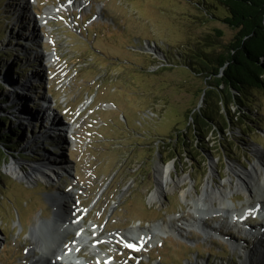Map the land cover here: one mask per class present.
<instances>
[{
  "label": "rangeland",
  "instance_id": "1",
  "mask_svg": "<svg viewBox=\"0 0 264 264\" xmlns=\"http://www.w3.org/2000/svg\"><path fill=\"white\" fill-rule=\"evenodd\" d=\"M194 2L204 4L203 0ZM48 8L54 13L41 23ZM203 12L212 14L209 8ZM213 12L214 18L203 19L192 0H0V97L7 98L8 108L0 116L13 118L2 132L19 129L11 140L17 142L16 148L10 149L0 140L7 157L6 163H0V264H36L40 251L30 252L33 242L29 233L44 222L40 238L50 241L51 230L62 219L55 216H60L57 207L54 214L57 204L66 212L68 224L75 219L84 227L94 226L105 240L106 235L122 238L129 230L142 233L154 224L162 233L168 232L164 238L145 234L142 242L129 243L126 248L116 240L100 243L102 251L95 250L103 254L106 261L102 264L243 261L238 253L243 256L245 250H232L224 241L202 235L199 228L219 238H235L237 244L257 255L258 240L241 243L238 238L243 236L237 232H244L232 225L229 216L245 207L241 198L245 193L233 190L225 198L230 206L228 215L217 205L203 213L201 205L192 204L208 180L214 189L237 184L229 168L249 172L253 165L264 171V90L248 92L243 102L252 108L251 115L229 130H225L222 117L213 116L215 126L201 140L193 134L188 119L189 111L205 103L201 97L204 79L195 71L199 54L207 56L212 49L218 54L221 50L215 43L226 45L235 34L218 18L222 12L216 8ZM207 39L212 44L206 43ZM190 55L195 59L186 66ZM5 72L15 84L35 74L31 78L34 90L20 88L19 96L11 83L7 89ZM37 77L42 78L40 84ZM23 95L48 96L54 103V119L69 128L68 151L67 143L56 148L59 140L65 139H59L57 133L49 135L46 144L42 141L48 124L41 122L39 130L33 122L26 126L20 118L14 119V110L22 105L15 101ZM26 104L27 114L41 109L40 103ZM107 104L112 108L103 109ZM228 111H222L226 118L241 114L236 103L228 105ZM46 152L58 155L69 172L61 169V177H57V169H53L55 181L39 177L36 164L48 166ZM258 161L261 164L257 165ZM12 162L35 177L29 182L11 176L5 168ZM158 163H171L172 180L184 181L166 192L160 202H150ZM257 199L252 195L250 202ZM248 223L258 225L257 220H246ZM73 238L71 231L63 234L62 242L70 243ZM88 249L80 250V256L99 264Z\"/></svg>",
  "mask_w": 264,
  "mask_h": 264
},
{
  "label": "trees",
  "instance_id": "2",
  "mask_svg": "<svg viewBox=\"0 0 264 264\" xmlns=\"http://www.w3.org/2000/svg\"><path fill=\"white\" fill-rule=\"evenodd\" d=\"M194 1L192 0L193 5L200 11L203 19L209 21L214 18L213 10L216 8L223 14L218 17L221 22L235 32L231 42L226 45L215 43L221 50L218 54L214 53V49L207 56L199 54L201 57L195 71L204 79L205 87L201 90V97L205 98V103L204 107H195L189 111L188 119L191 121L193 134L202 140L215 126L213 116L222 117L226 123L225 130H229L241 119L251 115L252 108L243 102L246 101L248 92L264 90V0H203V5ZM206 8L212 14H204ZM206 43L212 44V41L207 39ZM186 58V66H191L195 58L191 55ZM2 88L0 83V89ZM6 102L7 98L0 97L1 113L8 110ZM232 103L239 106L241 114L226 118L222 111L226 109L229 113L228 105ZM12 119L9 114L0 116V140L6 142L3 144L10 149L17 146V142L11 140L16 137L19 129L9 128L7 132L2 130L12 123ZM218 130L222 132L221 128ZM14 152L16 151L13 150Z\"/></svg>",
  "mask_w": 264,
  "mask_h": 264
},
{
  "label": "bare ground",
  "instance_id": "3",
  "mask_svg": "<svg viewBox=\"0 0 264 264\" xmlns=\"http://www.w3.org/2000/svg\"><path fill=\"white\" fill-rule=\"evenodd\" d=\"M30 1L31 0H27L28 3ZM20 10H22V8ZM53 13H54V9H49V8L46 9L45 13H43V15L39 21L41 23L46 21L45 18H50L53 15ZM32 38H33V36H32ZM41 58H43V55L38 56V59H41ZM38 63H39L38 66L41 67L40 66L41 62L38 61ZM4 77L6 78V81L8 83V85L6 84L8 87L7 89H10L9 83H11L12 84V87H11L12 91L14 88H16L18 91L20 88H24V90L26 89V91L28 89H29L28 91L34 90L33 86H32V84H34V83H32L34 80L31 78L36 77L35 74H32V76L27 77L21 84H15L14 81L10 80L9 76H7V72L4 73ZM40 77L35 78L37 80L38 84H40L41 80H42V78H40ZM30 87H31V90H30ZM18 95L21 96L22 93L18 94ZM18 102H22V105L20 107H18L16 110H14V112H15L14 117H15V119L20 118L22 120V122L25 123L26 126H28L27 124H30L31 122H33V125L37 124V127L40 130L41 122L45 124V122H43V120L49 119L47 122L48 127L46 126V129L44 128L42 131L44 136H45L42 141L45 142V144H46L48 141L47 140L48 135H50V133L47 131H49V130H50V132L55 131L54 125L57 124L56 120L54 119V115L51 113L46 118L44 113H46L47 110H44V111L40 110L39 111V109H38L39 107L34 109V112L32 114H27L28 113V111H27L28 106L26 103H28L29 105L30 104L31 105L38 104V102H36L35 97L32 98L30 96L29 97L24 96L23 99H18L15 101V103H18ZM39 102L41 104H43L41 101H39ZM41 104H40V107H41ZM109 106L110 105L107 104V105H104L103 107L108 108ZM61 145H62V143H59L56 146V148L61 147ZM17 153H21V152L17 151ZM44 161H46V163L48 164V166H45V168L43 166H41V165H43L42 162L36 164V166L40 169L39 177H44L45 180L50 179L53 181V174H54L53 169H57V170L59 169L61 171L60 166H62L63 162H62L61 158H59L58 155H57V157H53V155H51L47 152L45 153V160ZM259 163L260 162L258 161L257 165ZM172 168H174V167L171 163L168 165H162V164L158 163L156 165V167L154 169L155 170V178H156V188L149 195V201L150 202H154V201L160 202L161 198L164 196V194L166 192L172 191L174 188H176L179 184H181L184 181V178L178 179L176 181L172 180V178H171V169ZM228 171L233 176H236L237 184H235L233 186L231 184H229L228 188H221V189L215 188L214 189L208 183L209 182V180H208L206 182L203 190H202V193L197 197V199H194L192 201V204L196 207H200V205H201V208L207 209L213 203H216V205L218 207H221L223 209V212L225 211L226 213H228L227 211H229L230 206L226 204L225 198L228 195H230V193H232V191L234 190L235 192L242 191L243 193H246L247 194V203L252 200V195L257 194L258 197L261 199V202L258 201L259 203L257 202V205L262 204L261 207H264V171L262 173H261V171L259 172L258 169L255 168L253 165L251 167V171H249V172L248 171H241V170L234 171L231 168H229ZM6 172L8 174H10L11 176H16L17 178L27 179L29 182L33 179V177H35L31 173H28L26 175L24 172H21L20 171V164L16 163V162H12L11 164H9L6 168ZM211 172H213L212 168H211ZM211 172H210V174H211ZM58 173H61V172L58 171ZM211 181H212V179H211ZM191 189L194 190L193 186H191ZM185 195H186L185 192L181 193V197L184 199H185ZM68 196H71V195L68 194ZM55 199L57 200L56 197H55ZM56 207L58 208V212L60 211V216H57V215H55V216L60 217L62 219H61V221L57 220V222H59V223L61 222L60 225L57 226V228H55V226H54L53 227L54 231L51 230L50 241H48L46 243V241H44L42 238H40V237H42L41 236V229L43 228L44 225H46V224H43L44 222L39 223V225L36 226V229H33L31 231V233H29V235L31 236L32 242H33L31 244L32 247L30 249V252L33 249H38L40 251V255L38 258L35 259L33 256V259H35L34 263H36V264H87L84 259L82 260V258L79 256V253H78L84 247L89 248L88 249L89 254L92 253L96 257L97 262L99 264H102L104 261H106L105 258L102 256L103 254L101 252H98L95 250L96 247L94 245V242L98 241V240L95 241V239L98 238L100 234L98 233L97 229L94 228L93 226L84 227V226L80 225L79 223H75L77 225V227H76V230L74 232L75 233L74 238L70 241L69 244H66V242H62L63 234L64 235L69 234L71 231H70V228L67 226L68 222H66L67 220L65 218V216L67 215L66 212L63 211V209H61L59 207V204H57V206H55V208ZM233 212H235V211H233ZM239 212L241 214V211H239ZM54 214H56L55 210H54ZM54 214H53V216H54ZM262 214H264V211L261 208L258 210V215H262ZM40 222H42V221H40ZM63 225H65V226H63ZM260 229H264V224L263 225L261 224L257 230H254L255 231V234H254L255 238L260 236V238L257 241V244L259 245V250L257 252V255L255 256L256 253H255V251H251V248L250 249L247 248L249 250L247 252V249L240 247V249H239L240 251H244V250L246 251L243 253L244 258H243V261L240 260V264H264V247L262 246V244L264 243V233H260ZM167 233L168 232L162 233L161 227L158 224H154L152 226L147 227L146 230L144 232H142V235L146 234V236L149 235V236H153L155 238L158 236H161L162 238H164L167 235ZM238 233H240V232H238ZM234 244L237 245V243H234ZM235 245H233V248L236 247ZM49 246H50V249L48 250L49 252L47 253V252H45V250H47L49 248ZM56 250H57V252H55ZM52 256H54V257H52ZM238 256L242 257L241 253L240 254L238 253ZM195 264H197V263H195Z\"/></svg>",
  "mask_w": 264,
  "mask_h": 264
},
{
  "label": "water",
  "instance_id": "4",
  "mask_svg": "<svg viewBox=\"0 0 264 264\" xmlns=\"http://www.w3.org/2000/svg\"><path fill=\"white\" fill-rule=\"evenodd\" d=\"M6 161H7V157H6L5 153H4V151L2 150V148L0 147V163H1V165L6 163ZM8 165H6V166H8ZM6 168H5V172H6Z\"/></svg>",
  "mask_w": 264,
  "mask_h": 264
}]
</instances>
